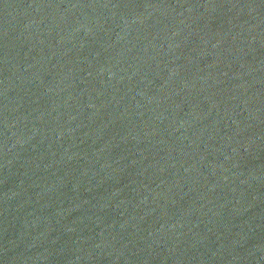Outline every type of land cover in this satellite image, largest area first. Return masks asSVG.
I'll use <instances>...</instances> for the list:
<instances>
[{
    "label": "water",
    "instance_id": "1",
    "mask_svg": "<svg viewBox=\"0 0 264 264\" xmlns=\"http://www.w3.org/2000/svg\"><path fill=\"white\" fill-rule=\"evenodd\" d=\"M0 264H264V0H0Z\"/></svg>",
    "mask_w": 264,
    "mask_h": 264
}]
</instances>
